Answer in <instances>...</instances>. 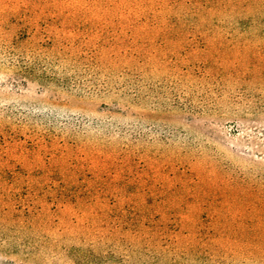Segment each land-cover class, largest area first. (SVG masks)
<instances>
[{"label":"rangeland","instance_id":"374dc122","mask_svg":"<svg viewBox=\"0 0 264 264\" xmlns=\"http://www.w3.org/2000/svg\"><path fill=\"white\" fill-rule=\"evenodd\" d=\"M0 264H264V0H0Z\"/></svg>","mask_w":264,"mask_h":264}]
</instances>
